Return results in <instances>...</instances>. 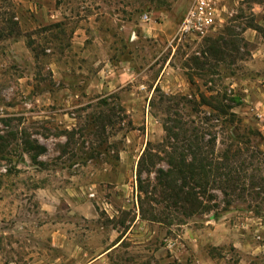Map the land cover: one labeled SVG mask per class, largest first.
<instances>
[{
  "label": "rangeland",
  "instance_id": "rangeland-1",
  "mask_svg": "<svg viewBox=\"0 0 264 264\" xmlns=\"http://www.w3.org/2000/svg\"><path fill=\"white\" fill-rule=\"evenodd\" d=\"M191 2L0 0V264H264V0Z\"/></svg>",
  "mask_w": 264,
  "mask_h": 264
},
{
  "label": "built area",
  "instance_id": "built-area-1",
  "mask_svg": "<svg viewBox=\"0 0 264 264\" xmlns=\"http://www.w3.org/2000/svg\"><path fill=\"white\" fill-rule=\"evenodd\" d=\"M221 10L222 0H192L177 26L175 36L203 37L207 35L221 20ZM148 18L147 14L143 15L144 20Z\"/></svg>",
  "mask_w": 264,
  "mask_h": 264
},
{
  "label": "trees",
  "instance_id": "trees-1",
  "mask_svg": "<svg viewBox=\"0 0 264 264\" xmlns=\"http://www.w3.org/2000/svg\"><path fill=\"white\" fill-rule=\"evenodd\" d=\"M234 151V150H233ZM241 151L239 150V149H236L234 152H233V155L236 153V154H238V153H240ZM227 158L228 157H226V161H227ZM229 170H230V168H228V173H229ZM227 176H228V174H226Z\"/></svg>",
  "mask_w": 264,
  "mask_h": 264
}]
</instances>
